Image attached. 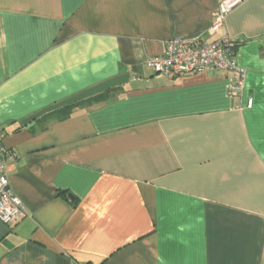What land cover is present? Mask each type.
Listing matches in <instances>:
<instances>
[{
	"label": "crops",
	"instance_id": "1",
	"mask_svg": "<svg viewBox=\"0 0 264 264\" xmlns=\"http://www.w3.org/2000/svg\"><path fill=\"white\" fill-rule=\"evenodd\" d=\"M221 1L0 0V160L27 211L0 221V264H264V0L213 35ZM224 34L238 96L230 71L146 64Z\"/></svg>",
	"mask_w": 264,
	"mask_h": 264
},
{
	"label": "built area",
	"instance_id": "2",
	"mask_svg": "<svg viewBox=\"0 0 264 264\" xmlns=\"http://www.w3.org/2000/svg\"><path fill=\"white\" fill-rule=\"evenodd\" d=\"M243 0H222L214 13V22L209 28L210 34H218L226 24L230 12ZM238 43L229 34L213 40L204 36L174 37L169 39L162 54L147 58L146 64L160 77H179L213 70L230 71L233 83L230 94L243 93L246 84V70L237 63L236 48ZM251 106V101H249ZM6 133L0 131V155H9L10 150L4 145ZM8 164L0 160V221L8 226L15 224L27 214L26 207L13 191L8 174Z\"/></svg>",
	"mask_w": 264,
	"mask_h": 264
},
{
	"label": "trees",
	"instance_id": "3",
	"mask_svg": "<svg viewBox=\"0 0 264 264\" xmlns=\"http://www.w3.org/2000/svg\"><path fill=\"white\" fill-rule=\"evenodd\" d=\"M116 94V92H112L111 90H107L105 92H102L94 97L88 98V99H84V100H80L77 102H71L70 104L66 105L65 107L57 110V112L55 113H51L48 116H46L47 118H57V119H62V118H66L67 116H69L74 109H76L79 106H86V105H92L94 103H100V102H107L110 101L114 98V95Z\"/></svg>",
	"mask_w": 264,
	"mask_h": 264
},
{
	"label": "water",
	"instance_id": "4",
	"mask_svg": "<svg viewBox=\"0 0 264 264\" xmlns=\"http://www.w3.org/2000/svg\"><path fill=\"white\" fill-rule=\"evenodd\" d=\"M70 197H72V196H70Z\"/></svg>",
	"mask_w": 264,
	"mask_h": 264
}]
</instances>
